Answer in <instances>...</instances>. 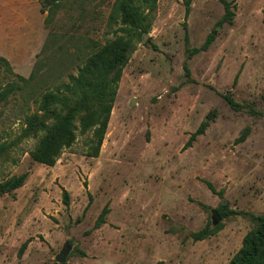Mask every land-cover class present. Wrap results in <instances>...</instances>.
I'll use <instances>...</instances> for the list:
<instances>
[{
    "label": "rangeland",
    "instance_id": "obj_1",
    "mask_svg": "<svg viewBox=\"0 0 264 264\" xmlns=\"http://www.w3.org/2000/svg\"><path fill=\"white\" fill-rule=\"evenodd\" d=\"M36 1L0 0V57L14 73L3 83L22 72L8 52L19 62L35 47L32 24L23 44L27 34L8 18L29 12L37 21ZM59 1L50 24L39 12L29 73L38 61L44 74L59 75L55 82H67L92 46L121 35V26L109 20L115 0ZM225 1L230 20L221 0H157L151 29L122 71L97 158L87 155L89 133L77 134L52 167L31 160L33 138L0 161V182L27 174L21 188L0 196V264H58L60 254L64 264L229 263L264 216V0ZM210 35L208 48L194 53ZM36 95L26 89L1 107L0 142L18 139ZM221 205L228 215L213 225ZM204 229L215 232L191 237Z\"/></svg>",
    "mask_w": 264,
    "mask_h": 264
},
{
    "label": "trees",
    "instance_id": "obj_2",
    "mask_svg": "<svg viewBox=\"0 0 264 264\" xmlns=\"http://www.w3.org/2000/svg\"><path fill=\"white\" fill-rule=\"evenodd\" d=\"M38 1L41 5V13L44 14L47 11L44 24L48 25L57 13L60 1ZM156 2L157 0H115L109 20L120 24L118 32H121V35L107 41L102 46H92L90 53L78 66L77 73L67 75V82L60 80L55 82V78L60 79L59 75L53 78L47 72L44 74L43 66L37 61L27 78L15 75L17 81L3 83L5 76L14 75V73L9 62L0 57V109L8 103L11 96L18 92L26 91V89L38 92V95L33 98L37 110L24 118V126L18 139L10 143L0 142V161L11 160L12 148L21 139L33 138L36 139V143L29 153L31 160L34 163L52 167L61 152L75 143L77 134L87 135L89 133H91V146L87 155L93 158L98 157L116 100L122 71L134 53L136 43L151 29ZM221 2L225 9L223 19L230 20L232 14L229 3L225 0ZM146 9L147 12H145ZM188 11L187 8L186 14ZM212 40L213 36L210 35L206 43L194 49L193 52L205 51ZM43 52L44 47L41 54ZM52 83L54 84L51 86ZM33 94L35 96V91ZM225 100L233 110L239 108L232 98L225 97ZM203 132L204 129L199 128L185 147H189L195 137ZM247 132L248 128L237 140L244 141ZM26 178L27 174L23 173L0 182V196L11 194L21 188ZM207 186L214 191L210 184ZM62 202L65 207L70 204L69 195L65 190L62 192ZM106 212V209L102 211L95 227L98 228L104 223ZM216 212L222 218L228 215V211L222 205ZM212 232L215 230L204 229L193 233L191 237L195 241H201ZM26 246L27 243L22 245L19 255H22ZM64 263L65 261L58 264ZM228 264H264V216L255 218L254 228L244 236L242 247Z\"/></svg>",
    "mask_w": 264,
    "mask_h": 264
},
{
    "label": "crops",
    "instance_id": "obj_3",
    "mask_svg": "<svg viewBox=\"0 0 264 264\" xmlns=\"http://www.w3.org/2000/svg\"><path fill=\"white\" fill-rule=\"evenodd\" d=\"M36 3H37L36 14H37V18H38L37 21H34V19H31V17H30L31 15L29 14V12H27L24 16L22 15L19 18H16V19L15 18L12 19L13 18L12 16H10L8 18L9 20H14V22L12 23V28L20 27L27 34L26 37H25V39H24L23 44H26V43L27 44H30V42H31L30 39H26L27 36L31 35V34H29V33L26 32V29H25L26 25H29L30 24V26H31V24H32V26H33L31 32H32V36L35 37V39L33 41V44L35 45V47H34L33 51L31 53H29L27 60H22L20 58V61L19 62H16V60L10 59L8 57L9 56V52L7 54V57H6L11 62V65H13V67H15V70H17V67L22 69L21 70L22 72H18V70H17V72L22 77L23 76H27V75L29 76L30 75V73H31V72L29 73V63H30V59H31V57L33 55V52H35V50L39 47V43H40L39 38H38V35H39L40 29H41V24H40V21H39V18H40L39 12L41 13V5H40L39 1H36ZM35 9H36V6H35ZM4 12L5 11H2V8L0 7V23H1V19H2V14L4 15ZM20 18H21V22L17 23L18 19H20ZM19 24H21V25H19ZM36 24L38 25V28H39L38 30L36 28H34V26ZM17 42H18V40H17ZM16 53H17V48H16Z\"/></svg>",
    "mask_w": 264,
    "mask_h": 264
},
{
    "label": "water",
    "instance_id": "obj_4",
    "mask_svg": "<svg viewBox=\"0 0 264 264\" xmlns=\"http://www.w3.org/2000/svg\"><path fill=\"white\" fill-rule=\"evenodd\" d=\"M146 38H147V36L144 35L143 36V41H145ZM131 104H133V101L131 102ZM212 117L213 116L211 114H208L207 117H206V119L209 120ZM219 221H220V217H219L218 213L215 210L212 211V223H213V225H216ZM56 260H57L58 263L64 262V260H65V254H60V256H58L56 258Z\"/></svg>",
    "mask_w": 264,
    "mask_h": 264
}]
</instances>
